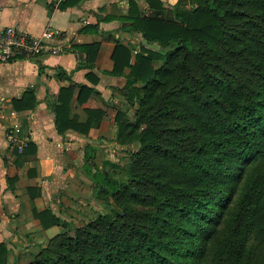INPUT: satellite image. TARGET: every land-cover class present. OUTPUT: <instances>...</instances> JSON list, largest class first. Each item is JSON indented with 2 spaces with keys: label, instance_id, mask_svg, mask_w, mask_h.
I'll list each match as a JSON object with an SVG mask.
<instances>
[{
  "label": "trees",
  "instance_id": "16d2710c",
  "mask_svg": "<svg viewBox=\"0 0 264 264\" xmlns=\"http://www.w3.org/2000/svg\"><path fill=\"white\" fill-rule=\"evenodd\" d=\"M139 1L126 21L157 48L140 47L133 63L115 50L112 74L130 68L122 93L134 108L115 118L125 164L98 169L87 148L83 171L103 212L69 223L29 264H264V0H181L171 17L161 0H142L152 15ZM85 47L92 61L97 46ZM61 91L63 133L72 124ZM39 219L61 224L51 210ZM8 256L0 244V264Z\"/></svg>",
  "mask_w": 264,
  "mask_h": 264
},
{
  "label": "crops",
  "instance_id": "0c3cea01",
  "mask_svg": "<svg viewBox=\"0 0 264 264\" xmlns=\"http://www.w3.org/2000/svg\"><path fill=\"white\" fill-rule=\"evenodd\" d=\"M161 1V16L171 17L181 0ZM128 2L0 0V33L8 26L32 35L48 30L56 34L51 44L68 47L58 54L0 63V244L9 250L8 264H29L39 246L69 223L97 212L93 181L83 171L86 150L96 148L98 169L112 160L111 154L124 153L114 142L115 118L118 110L128 116L134 112L122 93L130 68L112 74L116 47L127 48L132 63L140 47L157 48L130 28ZM63 3L69 4L60 8ZM138 6L152 15L145 1ZM93 44L97 50L90 61L85 46ZM62 89H70L67 116L72 126L60 133L55 105ZM28 92L35 99L32 109L31 100L21 102ZM11 111L20 123L15 135L27 143L22 152L6 139L14 121ZM46 210L60 219L59 226L42 227L39 215Z\"/></svg>",
  "mask_w": 264,
  "mask_h": 264
},
{
  "label": "built area",
  "instance_id": "2783aa9c",
  "mask_svg": "<svg viewBox=\"0 0 264 264\" xmlns=\"http://www.w3.org/2000/svg\"><path fill=\"white\" fill-rule=\"evenodd\" d=\"M56 34L45 30L40 35H32L18 26H8L0 33V63H6L18 58H34L42 54H58L66 50L61 42L51 44ZM137 53V51H134ZM17 114L11 111L14 120L8 129L6 139L10 147L22 152L27 143L19 140L15 135L19 129V122L15 120Z\"/></svg>",
  "mask_w": 264,
  "mask_h": 264
},
{
  "label": "rangeland",
  "instance_id": "374dc122",
  "mask_svg": "<svg viewBox=\"0 0 264 264\" xmlns=\"http://www.w3.org/2000/svg\"><path fill=\"white\" fill-rule=\"evenodd\" d=\"M123 158H122V157ZM125 153H119L118 155H115L114 153L113 154H111V159L112 160H114V161H116L118 164H120V165H123V164H125ZM103 204L101 203V202H98V204L96 205V209H97V213L96 214H98V213H102L103 212ZM95 214V215H96ZM94 215V216H95ZM80 217H76V219L78 220ZM91 218H89V219H87V218H85V219H82V217L80 218V221H75V224L76 225H81V224H83V223H86V222H88L89 220H90ZM67 227V226H66ZM66 227H64V229H66Z\"/></svg>",
  "mask_w": 264,
  "mask_h": 264
}]
</instances>
